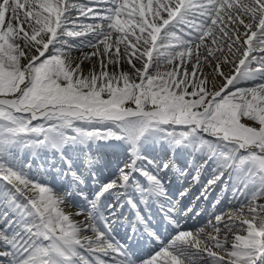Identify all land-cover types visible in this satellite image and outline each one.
Returning <instances> with one entry per match:
<instances>
[{
  "label": "snow or ice",
  "instance_id": "snow-or-ice-1",
  "mask_svg": "<svg viewBox=\"0 0 264 264\" xmlns=\"http://www.w3.org/2000/svg\"><path fill=\"white\" fill-rule=\"evenodd\" d=\"M0 264H264V0H0Z\"/></svg>",
  "mask_w": 264,
  "mask_h": 264
},
{
  "label": "bare ground",
  "instance_id": "bare-ground-1",
  "mask_svg": "<svg viewBox=\"0 0 264 264\" xmlns=\"http://www.w3.org/2000/svg\"><path fill=\"white\" fill-rule=\"evenodd\" d=\"M84 51H85V52H91L92 49H90V48H85ZM72 55H73L74 57H79V56H81V52H80L79 50H73ZM138 66H139V65H138ZM91 67H92V65H91L88 61H85V62L82 64V68H84L85 71L89 70ZM128 69H129V66L127 65V63H126V62H122L119 70H121V71H127ZM109 70L111 71V67L109 68ZM228 70H229L228 67H224V68H223V71H225V72H228ZM210 71H211L210 68H208V67H205V68H204V72H205V74H207V73L210 72ZM94 153H95V150H94ZM157 153H159V152H157ZM99 154H103V155H107V156H109V155H113V153H112V151H111L110 149H101ZM45 180L48 181V182H52V183H54L52 177L43 178V181H45ZM168 181H171V182H174V183L180 185V182L177 181V180H175V179L173 178L172 174H169L168 179L165 181V184H166V185L168 186V188H169V183H168ZM55 183H60V182L55 181ZM157 207H158V206L155 205V206L153 207V210H154V211H158V208H157ZM65 210H66L67 212H71V213H75V212L77 211L76 209H74V208L71 207L70 205L65 206ZM74 219H76L77 221H80V220H83V216H75ZM191 222H192V220H189V221H188V223H191ZM122 228H123V227L118 228L117 230H122ZM146 249H149V248H147V246H145V249H144V250H146ZM136 255H137V253H136Z\"/></svg>",
  "mask_w": 264,
  "mask_h": 264
},
{
  "label": "rangeland",
  "instance_id": "rangeland-1",
  "mask_svg": "<svg viewBox=\"0 0 264 264\" xmlns=\"http://www.w3.org/2000/svg\"><path fill=\"white\" fill-rule=\"evenodd\" d=\"M43 182H47V183H52V182H48V181H43ZM49 186V185H48ZM50 187H52V186H50ZM54 190H56V191H58L59 189H56V188H54V187H52ZM179 189V188H178ZM178 189H176V190H173L172 192H176ZM77 204V203H80V201H76V202H74V204ZM206 220H207V218H204L200 223H199V225L198 226H203V224L206 222Z\"/></svg>",
  "mask_w": 264,
  "mask_h": 264
}]
</instances>
